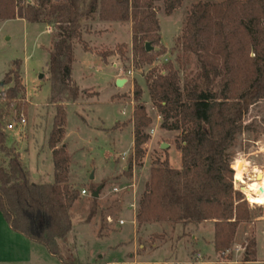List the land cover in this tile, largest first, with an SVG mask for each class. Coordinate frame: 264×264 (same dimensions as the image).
<instances>
[{"label": "trees", "instance_id": "16d2710c", "mask_svg": "<svg viewBox=\"0 0 264 264\" xmlns=\"http://www.w3.org/2000/svg\"><path fill=\"white\" fill-rule=\"evenodd\" d=\"M184 0H0V20L24 19L54 25L57 32L49 53L50 104L57 112L49 137L54 182L36 183L15 147L9 145L6 107L23 90L19 74L7 76L0 96V212L11 228L41 243L65 264H79L67 236L72 230L71 208L80 191L69 184L71 154L62 143L67 122L62 103L75 102L81 90L73 83L75 47L89 32L87 22L98 15L104 22L132 21V51L137 66L150 64L166 52L161 44L159 3L172 14ZM183 55L195 56V69L180 84L178 69L167 65L165 74H149V93L162 116L161 127L182 131L181 168L155 160L137 212L138 227L148 223H180L184 227L214 222L215 251L231 252L240 225L252 219L244 194L235 188V152L239 135L250 126L245 117L264 100V0H197L178 38ZM151 42L159 50L148 52ZM119 47L121 54L123 48ZM100 56L106 62L108 54ZM20 66V62H17ZM10 74V73H9ZM11 83H13L12 86ZM143 89L134 85V98ZM153 123L144 104L134 113L133 160L144 156L146 131ZM62 143L60 146L59 144ZM132 163V160H131ZM249 182L260 185L264 171ZM92 209L90 217L95 214ZM243 263L257 261V240L245 243ZM232 261V255L227 257Z\"/></svg>", "mask_w": 264, "mask_h": 264}, {"label": "rangeland", "instance_id": "374dc122", "mask_svg": "<svg viewBox=\"0 0 264 264\" xmlns=\"http://www.w3.org/2000/svg\"><path fill=\"white\" fill-rule=\"evenodd\" d=\"M195 2L184 0L172 14H167L164 3H159L157 16L161 44L166 52L153 63L136 65L132 21L104 22L96 15L87 22L90 32L84 33L91 50H84L80 43L75 47L72 76L81 93L75 102L62 103L67 116L62 143L67 145L72 157L69 184L80 191V198L71 208L72 230L67 236L79 264H246L244 245L253 237L257 240V261L247 264H264V205H260L264 204V182L259 186L247 183L264 171V100L248 111L245 122L250 128L238 136L233 148L235 174L247 181L235 184L234 176L235 188L245 198L247 193L256 204L247 201L252 219L240 225L231 252L221 255L215 251L214 222L187 227L171 222L148 223L138 227L139 202L154 161L167 160L174 168L182 166L179 145L182 131L161 127L162 116L151 100L148 76L151 72L165 74L167 65L173 63L183 85L195 69V56H184L178 41ZM56 32L54 25L20 18L0 20V87L6 90L8 86L1 82L7 76L14 79L16 73L24 87L18 99L6 107L9 145L15 147L36 183L55 180L49 137L57 106L50 104L48 98L49 53ZM121 46H125L123 54L119 50ZM101 53L108 54L106 62ZM122 69L128 72L120 77L117 74ZM117 76L127 80L123 86H117ZM136 83L143 89L138 101L134 98ZM139 104L146 106L153 123L146 129L150 139L144 144V156L133 160L134 113ZM22 115L25 124H19ZM9 123H13V129H7ZM163 143L168 147L163 149ZM8 161L0 151V162L8 165ZM99 186H102L100 194L94 198L92 193ZM82 189L88 193L83 195ZM93 208L96 212L90 217ZM230 255L232 261L227 258ZM0 264L65 263L41 243L12 231L0 212Z\"/></svg>", "mask_w": 264, "mask_h": 264}, {"label": "built area", "instance_id": "2783aa9c", "mask_svg": "<svg viewBox=\"0 0 264 264\" xmlns=\"http://www.w3.org/2000/svg\"><path fill=\"white\" fill-rule=\"evenodd\" d=\"M125 72H128V71L122 69V70H120V74L118 73V75L121 77L122 73H125ZM132 73H133L132 70L129 71V74L132 75ZM2 93H3V88L0 87V96L2 95ZM122 113L125 114V113H126V110L123 109V110H122ZM25 123H26V118L24 117V115H22V116L19 118V124H25ZM13 128H14L13 123H9V124L7 125V129H13ZM151 133H154V129L151 130ZM123 159H124V158H123ZM255 177H256V175H255ZM237 181H240V180L237 179V173H236V174H235V184H237ZM81 193H82L83 195H86L88 192H87L86 189H82ZM246 199H247V201H248L251 205H255V204H256V203H254V202L248 197L247 193H246ZM260 205H264V204H260ZM121 223H124V221H121Z\"/></svg>", "mask_w": 264, "mask_h": 264}, {"label": "water", "instance_id": "95a60500", "mask_svg": "<svg viewBox=\"0 0 264 264\" xmlns=\"http://www.w3.org/2000/svg\"><path fill=\"white\" fill-rule=\"evenodd\" d=\"M146 50H147L148 52H152V51H154V50L157 51V50H159V47L154 46L151 42H147V43H146ZM126 81H127V80H126L125 78H120V79H118V80H117V86H123V85L125 84ZM1 85H4V82H1ZM161 147H162L163 149H165V148L168 147V144L163 143ZM92 178H93V175H92ZM101 189H102V186H99V187L97 188L96 191H93L92 196H93L94 198H97V197L99 196V194H100V190H101Z\"/></svg>", "mask_w": 264, "mask_h": 264}, {"label": "crops", "instance_id": "0c3cea01", "mask_svg": "<svg viewBox=\"0 0 264 264\" xmlns=\"http://www.w3.org/2000/svg\"><path fill=\"white\" fill-rule=\"evenodd\" d=\"M90 32V31H89ZM89 32H87V33H89ZM118 75V74H117ZM118 79H120V77L119 76H117V79H116V81L118 80ZM133 136H134V134H133ZM51 152H52V150H51ZM53 157V156H52ZM2 214V213H1ZM2 217H3V214H2ZM4 218V217H3ZM4 220H5V218H4ZM6 221V220H5ZM209 222H212V221H209ZM209 222H206V223H209ZM7 223V222H6ZM8 224V223H7ZM204 223H202V224H200V226H202ZM9 225V224H8ZM193 226H196V225H193ZM9 227H10V229L12 230V231H14L12 228H11V226L9 225ZM15 232V231H14ZM26 237V236H25ZM194 237H197L196 235L194 236ZM13 238H15L16 240H18V239H20L19 238V236H13ZM27 239H29L28 237H26ZM29 240H31V239H29ZM213 240H214V238H213ZM32 241V240H31ZM249 263V262H248ZM247 264V263H246Z\"/></svg>", "mask_w": 264, "mask_h": 264}, {"label": "bare ground", "instance_id": "6f19581e", "mask_svg": "<svg viewBox=\"0 0 264 264\" xmlns=\"http://www.w3.org/2000/svg\"><path fill=\"white\" fill-rule=\"evenodd\" d=\"M243 183V182H242ZM244 184V183H243Z\"/></svg>", "mask_w": 264, "mask_h": 264}]
</instances>
